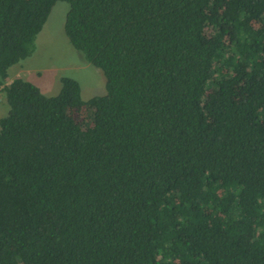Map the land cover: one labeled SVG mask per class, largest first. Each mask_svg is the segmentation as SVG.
Listing matches in <instances>:
<instances>
[{"label":"trees","instance_id":"obj_1","mask_svg":"<svg viewBox=\"0 0 264 264\" xmlns=\"http://www.w3.org/2000/svg\"><path fill=\"white\" fill-rule=\"evenodd\" d=\"M57 1L103 95L8 78ZM0 95V264H264V0H0Z\"/></svg>","mask_w":264,"mask_h":264},{"label":"rangeland","instance_id":"obj_2","mask_svg":"<svg viewBox=\"0 0 264 264\" xmlns=\"http://www.w3.org/2000/svg\"><path fill=\"white\" fill-rule=\"evenodd\" d=\"M68 7L64 1L55 2L34 39L33 52L8 70V78L21 75L44 95L52 96L60 89V78L71 77L80 85L81 98L87 100L105 93V76L100 68L85 60L65 35L63 24ZM8 109L7 102L3 100L0 103V118L6 115Z\"/></svg>","mask_w":264,"mask_h":264},{"label":"crops","instance_id":"obj_3","mask_svg":"<svg viewBox=\"0 0 264 264\" xmlns=\"http://www.w3.org/2000/svg\"><path fill=\"white\" fill-rule=\"evenodd\" d=\"M10 80H8L7 82H9ZM3 101V97L0 95V103Z\"/></svg>","mask_w":264,"mask_h":264}]
</instances>
